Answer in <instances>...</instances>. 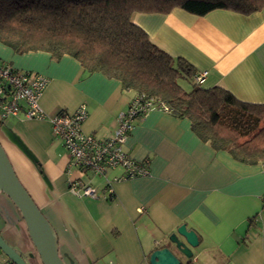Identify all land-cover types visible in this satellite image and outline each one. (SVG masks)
Listing matches in <instances>:
<instances>
[{
    "label": "crops",
    "instance_id": "crops-1",
    "mask_svg": "<svg viewBox=\"0 0 264 264\" xmlns=\"http://www.w3.org/2000/svg\"><path fill=\"white\" fill-rule=\"evenodd\" d=\"M132 20L171 56L207 71L202 88L220 86L238 99L264 103V7L250 14L214 9L204 15L174 8L169 13L136 12ZM0 60L41 73L48 84L39 97L50 115L73 113L84 105L85 133L113 135L117 116L133 90L101 72H89L65 54H23L0 42ZM0 143L35 203L53 225L67 264H150L151 253L169 246V235L185 223L200 237L192 264H264V173L260 163L215 149L193 130L191 121L155 109L136 122L124 147L148 173L118 179L78 168L54 135L49 120L27 117L24 108L2 117ZM69 180L92 185L98 197L70 191ZM0 234L29 264H43L26 223L12 200L0 193ZM214 253H208L207 251ZM9 258L0 250V264Z\"/></svg>",
    "mask_w": 264,
    "mask_h": 264
},
{
    "label": "trees",
    "instance_id": "trees-1",
    "mask_svg": "<svg viewBox=\"0 0 264 264\" xmlns=\"http://www.w3.org/2000/svg\"><path fill=\"white\" fill-rule=\"evenodd\" d=\"M263 7L264 0H0V42L19 54L47 51L56 59L68 54L87 71L117 78L123 89L189 118L192 130L215 149L260 163L264 103L242 101L220 86L202 88L193 65L153 43L132 15L174 8L197 15L214 9L250 14Z\"/></svg>",
    "mask_w": 264,
    "mask_h": 264
},
{
    "label": "built area",
    "instance_id": "built-area-1",
    "mask_svg": "<svg viewBox=\"0 0 264 264\" xmlns=\"http://www.w3.org/2000/svg\"><path fill=\"white\" fill-rule=\"evenodd\" d=\"M207 71L195 74L196 83L202 82ZM48 84V78L38 72L18 69L6 61L0 60V110L1 116L16 114L24 108L30 118L49 120L54 135L66 148L70 163L68 170L78 168L82 172H92L99 177H107L111 169L122 167L124 172L118 179H130L148 173V161H137L125 149L124 143L138 120L149 111L160 109L171 112L163 102L135 93L128 107L117 116V127L111 136H99L85 133L82 123L88 111L79 106L73 113L47 114L39 105V97ZM264 173V161L260 164ZM108 197L112 198L114 189L110 179L106 178ZM69 189L79 196L98 197L97 189L76 180H69ZM264 200V198H263ZM3 264H11L6 261Z\"/></svg>",
    "mask_w": 264,
    "mask_h": 264
},
{
    "label": "water",
    "instance_id": "water-1",
    "mask_svg": "<svg viewBox=\"0 0 264 264\" xmlns=\"http://www.w3.org/2000/svg\"><path fill=\"white\" fill-rule=\"evenodd\" d=\"M0 193L8 196L20 211L42 263L67 264L60 255L55 228L21 183L1 143ZM169 240L175 245V249L169 246L156 248L150 255V264H184L178 252L186 258H192L193 248L200 245L198 233L194 229H188L185 223L179 225L176 231L169 235ZM0 250L13 264H29L14 247L4 240L1 234Z\"/></svg>",
    "mask_w": 264,
    "mask_h": 264
},
{
    "label": "flooded vegetation",
    "instance_id": "flooded-vegetation-1",
    "mask_svg": "<svg viewBox=\"0 0 264 264\" xmlns=\"http://www.w3.org/2000/svg\"><path fill=\"white\" fill-rule=\"evenodd\" d=\"M171 247L175 249V245L173 243H171ZM177 251V250H176ZM178 252V251H177ZM179 256L181 257L182 261L184 262V264H188V263H192V258H186L184 257L180 252H178Z\"/></svg>",
    "mask_w": 264,
    "mask_h": 264
},
{
    "label": "rangeland",
    "instance_id": "rangeland-1",
    "mask_svg": "<svg viewBox=\"0 0 264 264\" xmlns=\"http://www.w3.org/2000/svg\"><path fill=\"white\" fill-rule=\"evenodd\" d=\"M181 83H182V85H184L186 88H189V85L186 84L185 81H181ZM169 244H171L170 240H168V245H169ZM193 249H197V248H193ZM201 252H202L201 249H197V250H196V253H197V254H198V253H201ZM207 252H208V253L210 252V253H212V254L214 253V252L211 251V250H210V251L208 250ZM193 253H195V251H194ZM214 254H215V253H214ZM194 258H195V254L193 255V259H194Z\"/></svg>",
    "mask_w": 264,
    "mask_h": 264
}]
</instances>
